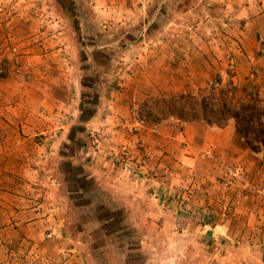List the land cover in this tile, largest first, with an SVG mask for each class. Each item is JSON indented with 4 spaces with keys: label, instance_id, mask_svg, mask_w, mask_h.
I'll use <instances>...</instances> for the list:
<instances>
[{
    "label": "crops",
    "instance_id": "obj_1",
    "mask_svg": "<svg viewBox=\"0 0 264 264\" xmlns=\"http://www.w3.org/2000/svg\"><path fill=\"white\" fill-rule=\"evenodd\" d=\"M241 1L243 4H239L238 0L215 1L223 4L221 8L224 7V10H221L227 15L225 22L221 23L226 27V35L211 38L212 45L221 49L214 45L212 52L206 56L205 52L197 50L189 54H173L174 49L169 44L173 42L170 37L175 34L167 33V30L158 32L154 24L163 6L158 0H143L139 6L133 0H104L102 5L94 6L101 16L97 22H101V18L109 15L111 10H116L121 26L134 27L144 12L147 13V21L140 24L141 30L137 35H131L132 39L128 34L119 39V65L108 70L107 85L102 88L97 100L98 107L86 119H81L79 114V92L84 87L80 83L82 72L76 69L75 62L71 60V70L67 72L62 64L53 65L36 49H24L20 57L30 67L29 71L20 70L17 73L10 69L0 79V189L11 194L9 200L4 198L5 201L0 203L4 206L0 212L16 220V228L11 225L5 231L12 234L19 230L26 239H33L35 243L31 248L39 253V241L46 230L45 220L40 218L46 216V221L59 227L60 222H55L58 204L56 199L53 200V210L47 209L41 216L30 207L23 209L21 203L13 202L19 185L32 182L36 174L41 175L46 171L51 173L54 190L59 159L65 156L63 146L72 142L69 138L71 129L80 130L78 135L77 132L73 134V140L76 137L84 140L86 129L103 127L108 138L97 152H92L87 158L84 146L80 144L68 159L72 163L76 160L81 162L89 177L106 175L111 181L119 182V202L129 205L124 206L127 212L125 218L134 224L136 233L149 234L160 229L167 235L179 236L182 249L196 246L200 249L201 244L206 249L221 246L246 251H259L264 247V213L260 209L256 213L259 215L250 211L258 209L259 205L245 202L226 209L231 195L228 194L225 199L221 197L216 181L217 167L205 156L208 151L214 150L243 160L254 182L264 185V160H261L264 157L261 150L264 148L250 150L237 135L233 118L220 121L216 117L194 116L183 119L187 143V148L183 150L181 140L173 132V124L178 121L176 118L156 117L141 132H137L128 110L133 103L143 107V104L165 97L168 93L178 91L184 94L199 89L204 81L197 78V74H223L225 70L218 65V61L224 58L231 59V66L227 67L233 69L231 80L238 90L237 97L242 95V89L249 90L251 87L263 95L264 0ZM214 10L219 8L215 7ZM176 14L180 18L167 25L166 29L172 25L171 31L177 28L179 32L192 31L187 23L184 24L187 14H184L183 7ZM216 19L217 13L212 15V23ZM150 28L153 30L151 33ZM194 35L197 40L198 36ZM184 58L190 59L189 72L180 73L178 61ZM205 58L213 60L210 65L200 63ZM190 69H194V73ZM190 74L195 75L193 81L188 76ZM250 78H255L254 82L258 81L261 86L254 82L248 84ZM137 137L149 155H145L143 149L134 147ZM125 150L130 151L129 157L124 154ZM140 161L146 164L148 170L169 167L178 168L179 173L169 174L160 180H137L130 175L128 166L137 165ZM191 175L195 193L191 195L188 206L179 209L164 191L173 185H189ZM197 190L205 192L200 195ZM7 192L4 193L8 195ZM15 206L20 210L14 215ZM209 212L212 216L208 215ZM33 218L37 221H30ZM169 244L171 246L172 243Z\"/></svg>",
    "mask_w": 264,
    "mask_h": 264
},
{
    "label": "rangeland",
    "instance_id": "obj_2",
    "mask_svg": "<svg viewBox=\"0 0 264 264\" xmlns=\"http://www.w3.org/2000/svg\"><path fill=\"white\" fill-rule=\"evenodd\" d=\"M102 1L104 0H0V79L6 76L10 69L17 73L20 70L29 71L30 67L24 64L20 57L27 48L41 52V56L52 61L53 65L62 64L67 72L71 70L72 60L76 69L82 72L80 83L84 88L79 92L80 106L77 105L80 109V118L86 119L92 115L98 107L97 100L101 96L102 88L107 85L105 80L109 75H107L108 70L119 65V57H117L118 48L121 46L119 39L124 34H128L129 38L133 34L137 35L141 30L140 24L147 21V13L144 12L134 27L121 26L116 10H111L109 15L101 18V22H97L101 16L94 6L102 5ZM158 1L163 6L154 24L158 32L167 30V33L175 34L170 37L173 42L169 44L172 45V50L174 49L173 54H189L197 50L205 52L206 56L212 52V46L215 45H212L211 38L215 35L221 37L226 35L224 31L226 27L221 25L227 17L221 10H224V7L221 8L222 3H217L216 0ZM133 2L139 6L143 0H133ZM238 3L243 4L241 0H238ZM181 7L184 14H187L184 17V24L187 23L192 31L179 32V28L171 31L172 25L166 29L167 25L180 18L176 13ZM215 7L219 10L215 11ZM215 12L218 19L212 23V15H216ZM152 31L150 28L149 33ZM177 34L181 37L176 36ZM193 34L198 36L197 40L194 39L196 37H193ZM190 36L192 37L188 41ZM211 61L213 60L205 58L200 63L210 65ZM229 61L230 58L218 61V65L225 70L223 74L206 73L201 76L197 74L196 77L203 79L204 84L197 90L188 91L197 99L211 97L210 87L214 86L215 92H218L220 88L233 82L231 80L233 69L227 67L231 66ZM178 62L181 67L180 73L189 72V58ZM190 70L194 73V69ZM188 76L192 77V81L195 78L193 74ZM250 79L248 84L255 83L261 86L258 85V81L254 82L255 78ZM174 81L177 80L174 78ZM181 94L183 93L178 91L165 94V97L156 98L151 103L143 104V107L139 103L133 104L138 106L140 113L145 117L146 125L152 123L156 117L168 116L182 123L184 118L194 116L219 119L211 112L204 114L196 102L192 108L185 107L183 110L180 107H171L172 97ZM214 103L215 101L212 104ZM208 105L209 110L211 107L210 104ZM89 130H98L102 132L105 140L108 138L106 129L99 127L86 129L84 140H79L78 137L73 140V134L77 132L78 135L80 130L71 129L69 138L72 142L70 141L66 147L63 146L62 151L65 156L59 159L61 161L57 167L59 172L55 173L57 183L54 182L56 186L54 190L51 173L44 171L42 176L36 174L32 182L26 181L27 184L19 185L20 188L15 193L16 199H13V202L21 203L23 209L30 207L36 214L40 213L37 214L39 216L47 209L53 210L55 206L53 200L56 199L58 218L55 222L56 224L60 222V226L56 227L51 221H46V216L40 218L45 220L46 230L39 241L41 250L38 253L31 248L35 243L33 239H26L19 230L12 234L5 231V228L11 225L16 228L14 225L16 220L13 216H3L4 212H0V264H46L42 260L47 258L51 260L48 264H264V247L259 251H246V249L236 250L221 246L206 249L204 244H201L200 249L196 248L198 246L182 249L179 236L167 235L160 229L149 234L136 233L134 224L125 218L127 212L124 206L129 205L119 202V185H117L119 182L111 181L106 175L89 177L88 171L81 162L76 160L72 163L68 159L80 144L84 146L86 153ZM103 142L97 150L95 148L91 151L97 152ZM261 160H264V157ZM128 171L132 176L130 169ZM135 179L139 180V178ZM4 192L7 190L0 189V203L5 201L4 198L10 199V192H7L8 195ZM3 207L0 204V211H3ZM19 208L14 207L16 210L14 215L20 210ZM259 209L264 213L263 205H260ZM30 221L37 219L33 218ZM7 230L11 229L7 228ZM50 233L52 237L48 238L47 235ZM194 244L195 240H193ZM25 246H27L26 250ZM67 251L71 252L68 258L61 259L62 252Z\"/></svg>",
    "mask_w": 264,
    "mask_h": 264
},
{
    "label": "built area",
    "instance_id": "obj_3",
    "mask_svg": "<svg viewBox=\"0 0 264 264\" xmlns=\"http://www.w3.org/2000/svg\"><path fill=\"white\" fill-rule=\"evenodd\" d=\"M129 111L131 112L134 119V128L137 130V132H141L146 126L145 117L140 113L138 106L135 104L130 107ZM173 132L181 140V149L185 150L187 148V143L184 138L183 123L181 121H176L173 124ZM87 139V151L85 155L89 157L91 153L94 152L91 150H94L95 148L97 150L101 142L105 140V137L102 132H99L98 130H89ZM133 145L134 147L143 149V153L145 155H149L148 150H145V147L139 137L135 139ZM124 154L129 157L130 151L125 150ZM205 156L217 167L218 172L216 180L221 189V197L225 199L228 194H231V199L225 206L226 209L241 206L245 202L250 203V205L257 203L259 206H264V185H258L254 182L253 178H251L249 175L247 167L243 161L227 154L216 152L214 150L208 151ZM126 163L127 162L125 161V164ZM128 168L130 169L133 177L145 180L165 179V177L169 174L179 173L178 168L171 169L169 167H163L161 170H148L146 169V164L142 161H140L137 165L128 166ZM192 179L193 177L191 175L189 177V185H186L187 187L173 185L164 191L168 199H172L177 203L179 209H182V207H187L191 195L195 193V191L192 190ZM197 191L199 192L197 194L205 192L203 190ZM250 211H253L255 214L258 213V209L256 208ZM208 215L212 216L211 212H209ZM47 237L51 238L52 234H48ZM69 253L71 252H62L61 259L68 258ZM42 261L46 264L51 263V260L48 258Z\"/></svg>",
    "mask_w": 264,
    "mask_h": 264
},
{
    "label": "trees",
    "instance_id": "obj_4",
    "mask_svg": "<svg viewBox=\"0 0 264 264\" xmlns=\"http://www.w3.org/2000/svg\"><path fill=\"white\" fill-rule=\"evenodd\" d=\"M237 92L238 90L230 82L218 92H215L214 86L210 87L211 97L197 99L190 93L172 97L170 106L180 107L183 110L185 107L192 108L196 102L204 114L211 112L212 115L218 116L220 121L233 118L239 138L250 150L259 151L264 148V94H258L253 87L249 90L242 89L240 97L236 96ZM214 101L215 103L212 104ZM208 104L211 107L209 110Z\"/></svg>",
    "mask_w": 264,
    "mask_h": 264
}]
</instances>
